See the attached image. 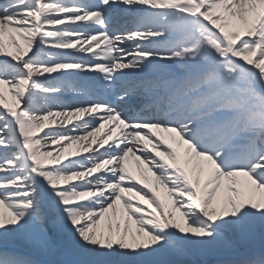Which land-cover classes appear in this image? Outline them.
<instances>
[{"label":"snow or ice","instance_id":"obj_1","mask_svg":"<svg viewBox=\"0 0 264 264\" xmlns=\"http://www.w3.org/2000/svg\"><path fill=\"white\" fill-rule=\"evenodd\" d=\"M23 246L264 264V0H0V264Z\"/></svg>","mask_w":264,"mask_h":264},{"label":"rangeland","instance_id":"obj_2","mask_svg":"<svg viewBox=\"0 0 264 264\" xmlns=\"http://www.w3.org/2000/svg\"><path fill=\"white\" fill-rule=\"evenodd\" d=\"M81 82L83 83L84 81H81ZM76 99H77V96H76ZM254 243L257 246L260 245L259 236H257L255 238ZM20 250L23 252V254L29 256L31 259L36 261L37 264H42L43 261L51 258V253L50 252H46V251L41 250V249H36V248H33V247L23 246V247H21Z\"/></svg>","mask_w":264,"mask_h":264},{"label":"bare ground","instance_id":"obj_3","mask_svg":"<svg viewBox=\"0 0 264 264\" xmlns=\"http://www.w3.org/2000/svg\"><path fill=\"white\" fill-rule=\"evenodd\" d=\"M76 96H77V94L75 92L66 93V96H65L66 102H68V103L74 102L76 100ZM74 148H75V146L73 147V150H74ZM133 164H134V162H133Z\"/></svg>","mask_w":264,"mask_h":264}]
</instances>
